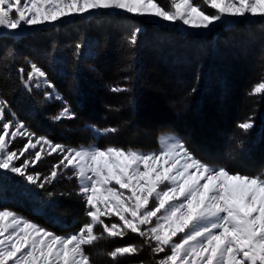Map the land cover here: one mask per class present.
I'll list each match as a JSON object with an SVG mask.
<instances>
[{
  "label": "snow or ice",
  "instance_id": "6c2138e0",
  "mask_svg": "<svg viewBox=\"0 0 264 264\" xmlns=\"http://www.w3.org/2000/svg\"><path fill=\"white\" fill-rule=\"evenodd\" d=\"M100 11L209 30L225 18L264 21V0H0V30L14 34ZM141 31L132 29L126 38L129 47L135 48ZM82 48L81 43L75 44L77 59ZM28 65L27 70L16 69L24 90L31 94L50 89L43 91V100L55 99L63 105L52 120L76 119L47 72L35 62ZM109 90L131 91L119 85ZM248 95L264 97V76ZM236 126L248 133L255 127L254 117L249 115ZM91 130L98 136L119 131L94 125ZM18 137L26 142L12 150ZM158 143L159 150L150 152L54 143L17 119L9 100L0 96V171L41 190L62 176L75 179V194L81 197L87 218L75 232L59 235L7 207L0 208V264H96L86 249L101 241L124 239L129 233L142 244L114 246L103 254L116 262L147 248L154 257L164 254L155 264H264V169L249 174L215 165L168 133L160 135ZM54 153L60 159L47 175L29 171ZM53 195L48 193L49 198Z\"/></svg>",
  "mask_w": 264,
  "mask_h": 264
},
{
  "label": "trees",
  "instance_id": "16d2710c",
  "mask_svg": "<svg viewBox=\"0 0 264 264\" xmlns=\"http://www.w3.org/2000/svg\"><path fill=\"white\" fill-rule=\"evenodd\" d=\"M135 27L142 31L133 49L126 38ZM245 40L249 44L244 46ZM76 43L83 45L79 59L74 56ZM171 55L179 58L175 68L167 63ZM180 57L185 58L184 63ZM232 57L242 61L235 63ZM29 61L47 72L56 91L76 113V119L54 122L52 116L63 106L62 102L44 101L46 89L33 90L31 94L24 90L16 69L23 66L27 70ZM262 76L264 21L261 19L197 35L181 34L134 16L98 13L40 28L32 34H0V96L9 100L16 118L37 135L70 147L91 143L93 125L117 127L119 131L114 135L98 136V143L126 149H154L160 134L172 132L207 162L257 174L264 168V160L252 166L244 160H251L258 151L264 153V97L248 95ZM113 85L131 91L112 93L109 89ZM182 107L186 108L184 112ZM89 112L95 116L89 118ZM249 115L254 117L255 127L243 133L236 125ZM221 116L227 128L221 136L212 138L221 154L213 157L197 150L195 145L202 143L199 135L206 140L213 136L210 118ZM168 122L179 125L164 126ZM180 123L193 127L195 134H189L188 138ZM145 129L150 132L148 142L142 137ZM57 161L50 156L34 170L41 172L44 162L53 165ZM76 188L75 179L62 176L32 195L19 183L3 177L0 178V200L5 202L0 207H7L57 234L67 233L77 230L87 219L84 203L75 194ZM49 192L54 194L51 198ZM127 243L142 244L129 233L124 239L104 241L87 251L100 256L96 264L140 261L155 264L159 258L147 248L137 256L116 262L103 254Z\"/></svg>",
  "mask_w": 264,
  "mask_h": 264
},
{
  "label": "rangeland",
  "instance_id": "374dc122",
  "mask_svg": "<svg viewBox=\"0 0 264 264\" xmlns=\"http://www.w3.org/2000/svg\"><path fill=\"white\" fill-rule=\"evenodd\" d=\"M209 11H212V10L209 9ZM98 13H109V14H121V15L134 16V15H131V14H128V13H124L122 11H111V12H108V11H100V12H91V13L83 16V17L75 16V17H72V18L64 19V20L58 22L55 25H44V26L38 27V28H23L20 31L14 33V34H10L7 31L0 30V34H9L11 36L32 34L35 31H37L38 29H40V28L59 26L61 24H66V23H68V22H70V21H72L74 19L87 18L89 16L96 15ZM134 17L139 18V19H143V20H145L147 22H150V23L154 24L155 26H165V27H168L170 29H175V30H177L181 34H197V35H205V34L211 32V31L215 30L216 28H224L225 29V28H228V27H230V26H232V25H234L236 23H241V22L242 23H248V22H253L256 19L259 20V18H249V19L225 18L222 23H219V24L213 26L209 30H196V29L188 28L187 26L180 25L179 23L176 24V25H172V24H169V23L160 21V20L155 19V18L138 17V16H134ZM248 44H249V41H247V40H245V41L242 42V45H244V46L245 45H248ZM248 53L251 54L250 52H248ZM232 58H233L232 60H234L235 63H240L242 61V60L240 61L239 60L240 58H237V57H232ZM180 59L182 60L181 63H184L183 61L185 60V58L180 57ZM167 60H168L167 63H169L173 68H175L177 66L176 62H178L179 58L175 57L174 55H171ZM175 71L176 70L174 69V71H173V75L174 76H176ZM46 91H50V89H46ZM185 110H186V108H183V107L181 108V111L182 112H184ZM94 116H95V113L94 112H89V118L94 117ZM175 122H172V123L171 122H168L164 126H167V125L168 126H178L179 124L178 123H175ZM179 127H181L182 130H184V132L187 134L186 136L188 138H189V134H191V133L195 134L193 127H191L189 125L180 123V126ZM226 128L227 127H226V124H225V119L222 116L219 119H217V118H210L209 129H210V134L213 135V136L208 137L207 140H206V137L205 136H203L201 138V135H199L198 138H199L200 141H202V143H199V144L195 145V148H197V150L203 151V153H209L210 156L219 157L221 154H219V150L217 149V147H218L217 146V142L216 141H212V140H215V139H212V138L217 137V136H221V134L226 130ZM149 133L150 132H149L148 129H145V130L142 131V137H143L144 142H148L149 141ZM166 133H168V132H166ZM162 134H165V133H162ZM162 134H160V135H162ZM168 134H172V135L178 137L179 139H181V137L179 135L174 134L172 132H169ZM98 138H99L98 135L93 132V140H92V142L89 143V144H87V145H81V146H84V147H88V146L106 147V146H108V145H103L102 143H98ZM25 142H26L25 139H22V138H19L18 137L17 139H15L12 142L11 149L12 150H16L17 148L21 147ZM222 143H224V142H222ZM78 147H80V146H78ZM159 147L160 146H159L158 138H157V145H156V147L154 149H150V150H140V149H136V150H139V151H142V152L158 151L159 150ZM51 156H54L56 160H59L60 159V157L57 154H55V153L53 155H51ZM48 157H50V156L45 155V158L43 160H46L47 161ZM245 160H244V162L247 165L252 166L254 162H260V161H263L264 160V153H263V151L262 152L261 151H258L257 153H255L254 156L251 157V160H249V161H245ZM51 167H52V165H50V162H46V163L44 162L43 170L40 173H42L44 175H47L49 173ZM29 171H35V170L34 169H29ZM235 171H238V170H235ZM3 177L8 178V179H11V181L14 182V183H19L26 190V193L32 194V195H35L36 194V190L38 188H35L34 186L28 185L20 177L15 176V175L10 174V173H5V172L0 171V178H3ZM76 186L78 187L77 182H76ZM116 187H118V186H116ZM76 190H77V188H76ZM4 202L5 201H3V199L0 200V204H2ZM46 204H49V199H47ZM0 208H2V207H0ZM19 215H21V214H19ZM112 220L114 221V220H116V218L113 217ZM75 231L76 230L71 231V232H67V233H62V234H59V235H67V234H71V233H73ZM132 235L136 236L135 234H132ZM136 238L139 240L140 243H142V240L138 236H136ZM102 242H104V241H101L99 244H101ZM99 244H97V245H99ZM92 248H88V249H86V251L87 250H91ZM163 255L164 254L161 253L158 259H160ZM93 259H95L96 263L99 262V260H101L99 255L93 256Z\"/></svg>",
  "mask_w": 264,
  "mask_h": 264
}]
</instances>
